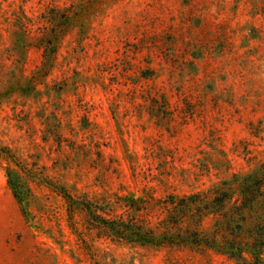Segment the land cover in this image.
Segmentation results:
<instances>
[{"label":"rangeland","instance_id":"obj_1","mask_svg":"<svg viewBox=\"0 0 264 264\" xmlns=\"http://www.w3.org/2000/svg\"><path fill=\"white\" fill-rule=\"evenodd\" d=\"M263 163L264 0H0V264H235L112 242L63 194L154 228Z\"/></svg>","mask_w":264,"mask_h":264},{"label":"trees","instance_id":"obj_2","mask_svg":"<svg viewBox=\"0 0 264 264\" xmlns=\"http://www.w3.org/2000/svg\"><path fill=\"white\" fill-rule=\"evenodd\" d=\"M8 184L17 197V183L7 172ZM208 199L193 194L182 198L169 196L168 212L156 227L140 222L139 212L132 200H123L125 218L107 219L104 208H97L82 200H73L63 194L68 218L82 211L87 219L104 231L110 241L134 243L141 246L162 244L188 245L207 248L227 256L235 264H261L264 250V163L255 174L237 184V193L223 183ZM237 194V195H236ZM108 213H112L108 210ZM214 217L211 234L201 230L204 218Z\"/></svg>","mask_w":264,"mask_h":264}]
</instances>
